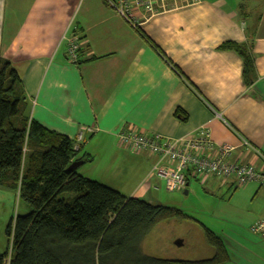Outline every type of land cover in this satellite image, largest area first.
Returning a JSON list of instances; mask_svg holds the SVG:
<instances>
[{"label":"crops","instance_id":"1","mask_svg":"<svg viewBox=\"0 0 264 264\" xmlns=\"http://www.w3.org/2000/svg\"><path fill=\"white\" fill-rule=\"evenodd\" d=\"M136 18L127 22L107 0H0V57L22 80L30 118L72 140L95 128L79 152L90 158L82 166H92L102 151L130 153L145 167L137 180L105 185L154 205L164 183L153 174L157 159L119 145L122 128L176 139L207 126L217 144L237 147L233 160L264 169V0H179ZM74 37L82 45L78 64L68 57ZM226 42L250 48L253 80L245 79L239 54L220 49ZM194 181L235 190L238 203L256 202L250 223L264 218V186L189 179L186 194ZM203 237L200 257H174L213 258Z\"/></svg>","mask_w":264,"mask_h":264},{"label":"trees","instance_id":"2","mask_svg":"<svg viewBox=\"0 0 264 264\" xmlns=\"http://www.w3.org/2000/svg\"><path fill=\"white\" fill-rule=\"evenodd\" d=\"M253 80L255 60L246 44L226 42ZM251 82V81H249ZM183 117L184 112L179 111ZM75 141L30 118L22 80L0 57V189L18 193L31 211L13 219L5 264H231L225 241L205 227L215 256L176 260L150 256L142 243L160 223L183 220L180 209L129 198L120 191L71 170L79 156Z\"/></svg>","mask_w":264,"mask_h":264},{"label":"rangeland","instance_id":"3","mask_svg":"<svg viewBox=\"0 0 264 264\" xmlns=\"http://www.w3.org/2000/svg\"><path fill=\"white\" fill-rule=\"evenodd\" d=\"M246 5L251 6L250 1L248 4H241L243 6L241 11L245 10ZM120 155L121 157L118 152L114 154L102 151L92 166H82L78 168V172L86 177L91 176L93 180L108 183L112 187H118V182L124 186L129 182L131 186L145 167L138 168L137 159L130 153ZM142 155L148 156L146 153ZM135 168H138L136 175L127 177ZM161 188L156 204L180 209L188 218L157 225L142 243L145 254L176 260L178 258L174 256L177 254L188 255V259L200 257L203 254L202 247L205 245L203 236L207 227L224 239L230 253L231 264H264V241L253 234L251 230L253 224L249 219L256 202L248 199L244 203H238L233 197L235 190L221 188L218 185L204 186L196 181L188 194L184 191L170 193L164 183ZM30 211V207L20 200L18 193L0 189V256L8 248L7 228L10 222L18 216L27 215ZM180 240L186 242L185 248H177L180 246L177 244Z\"/></svg>","mask_w":264,"mask_h":264},{"label":"built area","instance_id":"4","mask_svg":"<svg viewBox=\"0 0 264 264\" xmlns=\"http://www.w3.org/2000/svg\"><path fill=\"white\" fill-rule=\"evenodd\" d=\"M179 0H107L111 6L127 22L136 24V13L146 10L155 13L157 9L163 11ZM82 51L81 40L74 37L68 47V57L71 63L78 64ZM95 132V128L82 129L75 138L74 150L80 152L86 135ZM119 145L136 152L146 153L157 159L153 174L162 179L166 190L170 193L182 192L187 187L189 179L206 181L217 178L224 183L235 181L237 186L243 187L250 183L264 186V169L256 165L245 164L233 160L237 147L231 144H217L211 130L204 126L196 132L176 139L163 138L159 135H145L133 129L122 128L118 132ZM242 145L248 151H254L262 156L246 139L242 138ZM253 234L264 241V218L257 221L251 228ZM12 250L5 261L10 264Z\"/></svg>","mask_w":264,"mask_h":264},{"label":"water","instance_id":"5","mask_svg":"<svg viewBox=\"0 0 264 264\" xmlns=\"http://www.w3.org/2000/svg\"><path fill=\"white\" fill-rule=\"evenodd\" d=\"M83 165V162H75L71 165L70 169H78L79 167H81Z\"/></svg>","mask_w":264,"mask_h":264},{"label":"bare ground","instance_id":"6","mask_svg":"<svg viewBox=\"0 0 264 264\" xmlns=\"http://www.w3.org/2000/svg\"><path fill=\"white\" fill-rule=\"evenodd\" d=\"M188 183V182H187Z\"/></svg>","mask_w":264,"mask_h":264}]
</instances>
